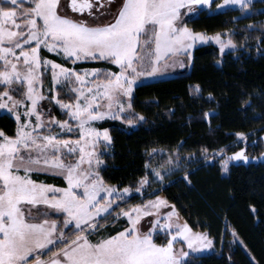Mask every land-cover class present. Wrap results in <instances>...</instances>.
Masks as SVG:
<instances>
[{"label": "snow or ice", "instance_id": "snow-or-ice-1", "mask_svg": "<svg viewBox=\"0 0 264 264\" xmlns=\"http://www.w3.org/2000/svg\"><path fill=\"white\" fill-rule=\"evenodd\" d=\"M209 2L113 0L118 4L113 15L112 6L100 0H70L73 13L88 10L84 19L64 11L68 0H0V85L4 88L0 108L26 109L22 122L16 113L14 135L0 130V264H190L186 257L212 246L207 231H195L187 221L180 222L175 204L158 195L120 209L116 216L126 217L127 227L105 234L106 225L100 221L112 215L113 207L126 202L130 192L141 193L152 183L148 170L162 183L165 174L181 167L182 157L178 146L169 153L166 168L153 167L151 158L165 149H146V174L138 186L119 189L106 184L101 175L107 167L101 157L111 147L110 131L94 127L105 118L123 120L129 126L143 121L145 117L133 110V86L139 78L160 74L169 66L185 67L180 58L190 63L197 42L215 41L221 52L235 46L227 30L209 36L183 22L187 13ZM233 4L249 7L247 0H221L217 8ZM96 5L105 11H95ZM105 16L111 19L105 21ZM41 48L73 66L41 58ZM80 61L110 62L119 71L77 69ZM49 66L50 95L45 96L43 75ZM66 85L74 97L67 102L58 92ZM190 88L197 94L201 91L199 84ZM45 99L55 102L67 118L49 116L45 120L41 107ZM212 114L204 112V117ZM53 128L60 131L52 132ZM72 133H76L74 139ZM235 135L245 137L242 132ZM201 151L206 156L208 150ZM219 154L224 156L222 172L228 171L230 161L249 159L244 148L230 156L222 148ZM41 172L61 175L66 186L32 179L33 173ZM184 179L191 183L187 172ZM251 210L255 212L254 207ZM53 216L62 219H49ZM151 216H155L152 227L142 230V218ZM69 228L74 235L65 234ZM158 230L166 234V242L155 241ZM177 242L190 251L176 248ZM46 251L50 252L47 257L43 255Z\"/></svg>", "mask_w": 264, "mask_h": 264}, {"label": "trees", "instance_id": "trees-1", "mask_svg": "<svg viewBox=\"0 0 264 264\" xmlns=\"http://www.w3.org/2000/svg\"><path fill=\"white\" fill-rule=\"evenodd\" d=\"M250 10L251 13L243 15L238 8L214 13L201 9L197 16L187 19L186 23L195 31L212 34L232 30L235 49L220 53L211 43L197 47L193 61L184 60L185 67L175 76L160 77L135 87L131 102L134 112L145 117L143 121L131 128L117 120L102 124L112 137L111 148L103 156L107 167L101 169L108 185L135 189L139 178L146 174V149H165L151 158V164L166 168L169 153L179 146L181 167L165 174L162 183L153 178L149 169L147 175L152 183L147 186L145 197L134 195L113 213L163 194L193 230L207 231L214 241L213 252L191 254L186 259L190 264H264V158H261L264 154V0L254 1ZM246 40L251 41H247V48L243 47ZM44 54L62 62L53 54ZM111 66L104 61L76 65ZM195 84L201 88L198 94L190 88ZM3 90L0 85V91ZM52 111L58 113L54 107ZM204 112L213 114L206 118ZM16 128L14 117L0 109V130L12 136ZM238 132L245 137L238 138L235 135ZM242 147L249 156L259 158L232 162L228 171L222 172L220 149L231 154ZM204 148L208 150L206 156L201 151ZM189 153L193 155L183 159ZM185 172L191 183L184 179ZM34 177L65 186L56 176ZM156 189L159 191L147 195ZM109 220H113L112 216L100 223ZM121 224L109 233L126 225L124 221ZM233 231L246 249L239 243H231ZM66 234L74 235L73 229L69 228ZM156 239L159 241L160 237Z\"/></svg>", "mask_w": 264, "mask_h": 264}, {"label": "rangeland", "instance_id": "rangeland-1", "mask_svg": "<svg viewBox=\"0 0 264 264\" xmlns=\"http://www.w3.org/2000/svg\"><path fill=\"white\" fill-rule=\"evenodd\" d=\"M70 1V0H69ZM254 1H256V0H247V2L249 3V7L247 8V9H244V8H241V6L240 5H237V4H233V5H224V6H222V7H219V8H217V5H219V4H221V0H210V2H209V4L208 5H203L202 4V6L201 7H198V9L199 10H201V9H204L205 11H207L208 13H214V12H218V11H223V10H226V9H228V8H238V9H240V10H242V14L243 15H247V14H249V13H251V10H250V5L254 2ZM62 2H63V0H62ZM116 7H118V4H113L112 5V13H113V15L115 14V11H116ZM68 8V7H67ZM67 8H65L64 9V11L67 13V14H69L70 12H69V10L67 9ZM199 10L197 11V12H195V13H187V9H182V12H184V13H187V15L184 17V20H183V22L185 23V24H187L186 23V20L187 19H190V18H194L195 16H197L198 14H199ZM105 21H107V20H110L111 19V17H109V16H105L104 18H103ZM187 26L188 27H190L188 24H187ZM191 28V27H190ZM194 30V29H193ZM198 32H201V31H198ZM204 33H206V34H208L209 36H211V35H214L215 33H207V32H204ZM227 33L228 34H233V31L231 30V31H227ZM232 38V37H231ZM247 41L248 40H246L245 41V43L243 44V47H245V48H247L246 46H247ZM248 42H250L251 43V41H248ZM214 44L215 46H217V48H218V50L220 51V53H223V52H225V51H228V50H232V49H235V47H236V44H235V46L233 47V46H228V47H226L224 50H223V52H221V50H220V47H219V45L215 42V41H212V40H209V41H206V42H197L195 45H194V47L191 49V52H192V60H191V62L193 61V57H194V51H195V49L197 48V47H199V46H202V45H207V44ZM44 52H48V53H50V54H53V55H55V56H57L59 59H61V61L62 62H60V61H57V60H55V59H53V58H51V57H49L48 55H45L44 54ZM40 56H41V58H47V59H49V60H54V61H56L57 63H62V64H65V66H67V67H72L73 65L72 64H69L68 65V63H65V61H64V59L62 58V57H60V56H58L57 54H55V53H52V52H49L48 50H46V49H43V48H41V51H40ZM180 59H182V60H185V62L186 63H189L188 61H187V58L186 57H181ZM71 62V61H70ZM83 62H88V61H80V62H77V64L78 63H83ZM190 62V63H191ZM108 63H110V62H108ZM76 64V65H77ZM111 64V63H110ZM76 65H75V67H76ZM77 69H92V68H89V67H76ZM96 68H100V69H108V70H111V71H119V68H118V66H116V65H114V64H112V66L111 67H96ZM181 67H179V65L177 64L176 66H169V67H167V68H165L160 74H157V75H154V76H145V77H141V78H139V80L136 82V84L133 86V93H134V89H135V87L137 86V85H139V84H141V83H144V82H149V81H154V80H156V79H158V78H160V77H171V76H175L176 74H177V72H178V70L180 69ZM51 87V68H50V66H49V68H48V70L44 73V75H43V89H44V94H45V96H48V95H50V93L48 92V89ZM68 87H70V85H66V86H64L63 88H61V89H58V92H59V90L60 91H62V93H63V95L59 92V98L60 99H62V100H64L65 102H67L69 99H74V97H72V95H71V93H69L68 92ZM22 91H23V88H22ZM13 94V93H12ZM14 95V94H13ZM15 96V95H14ZM62 96H64L63 98H62ZM127 100H128V98H125V103H127ZM41 107L44 109V111H45V120H47L48 119V117L49 116H55L56 117V119H58V120H63V119H66L67 118V116H66V114H62V111H61V109L59 108V106L55 103V102H52V101H50L49 99H45L44 101H42L41 102ZM52 107H54L57 111H58V113H53V111H52ZM1 109V111L2 112H7V113H9L11 116H13L14 117V119L16 120V113L18 112V113H20L21 114V122L24 120V119H26V117H24L23 115H22V113L26 110L24 107H20L19 109H15V110H12V111H10V110H8V109H3V108H0ZM50 110V111H49ZM32 119V121H33V123L35 122V118L34 117H32L31 118ZM107 120H117V119H111V118H105L104 120H101V121H97V122H95V124H94V127H97V128H100V129H103L104 127H102V124L104 123V122H106ZM117 121H120V122H122V124L126 127V128H131V127H135L136 125H133V126H129V125H127L123 120H117ZM16 123H17V125H18V122H17V120H16ZM71 123V122H70ZM46 131V133H47V130H45ZM60 131V129L59 128H53L52 129V132H59ZM75 136H76V133H72V138L74 139L75 138ZM61 138H67V137H61ZM242 142L244 143V141L242 140ZM99 147H101V148H103V145H100ZM111 148V147H110ZM242 148H244V147H242ZM240 149V148H239ZM238 149V150H239ZM245 149V148H244ZM109 150V149H108ZM237 150V151H238ZM232 154V153H231ZM230 153L229 154H226V155H231ZM245 154L249 157V159L247 160V161H249V160H257L259 157H252V156H249L248 154H247V152H246V149H245ZM218 156H221L220 154L218 155ZM223 156V155H222ZM102 159H103V156L101 157ZM223 158H224V156H223ZM253 158H255V159H253ZM261 158H264V155H262L261 156ZM104 160V159H103ZM247 161H245V160H243V159H240V160H233V161H230L229 162V164L230 163H232V162H235V163H237V162H247ZM40 174H45V175H50V176H56V177H59V178H61L62 180H63V177L61 176V175H53V174H51V173H44V172H41ZM40 174H36V173H33L32 174V179H34V180H37L38 182H43V181H40V180H38V179H36L34 176L35 175H40ZM64 181V180H63ZM44 183H47V182H44ZM64 183H65V186H66V182L64 181ZM47 184H52V185H55V186H57V187H65V186H60V185H57V184H55V183H47ZM113 186H116V185H113ZM147 186L148 185H145L144 186V188L142 189V191H141V193H135L134 191L133 192H130L129 194H128V197L130 198V197H132V196H134V195H139V196H141V198H144L145 197V194H146V192H147ZM117 187V186H116ZM117 188H119V187H117ZM119 189H123V188H119ZM133 189V188H132ZM153 192H155V190L154 191H152V192H150V193H148L147 195H151V194H153ZM158 196H161V197H163V198H165L164 197V195L163 194H158ZM128 198V199H129ZM148 199H154V196L153 197H150V198H148ZM148 199H146V200H148ZM140 203H143V201H138V202H135V203H132V204H130V205H128L127 207H125V208H123V209H127L128 207H130V206H132V205H135V204H140ZM170 203V202H169ZM121 204H123V203H121ZM121 204H119V206L121 205ZM170 204H172V203H170ZM118 206V207H119ZM117 207H113V209H112V219L113 220H109L107 223H103L104 225H106V229H105V234H107V233H109L110 232V230L111 229H113L114 227L116 228V227H120L122 224V222L124 221V224H126L124 227H127V218L126 217H122V216H120V217H117L116 216V213H113L114 211H115V209H116ZM167 210H170V209H162V211H167ZM178 211V210H177ZM119 212V211H118ZM179 213V212H178ZM43 218V217H42ZM179 218H180V222H184L185 220L183 219V217L180 215V213H179ZM49 219H62V217H55V216H53V217H49ZM153 219H155V216H151V217H144V218H142V221H141V224L143 225V229L142 230H144V231H147L149 228H151L152 227V225H151V223H150V221L151 220H153ZM113 221H115V222H113ZM61 226H63V225H61ZM124 227H122V228H124ZM121 228V229H122ZM120 229V230H121ZM119 230V231H120ZM196 231V230H195ZM66 234V233H65ZM67 235V234H66ZM157 237H160V240L158 241L156 238ZM210 237V236H209ZM91 238H95V237H91ZM154 239H155V241L157 242V243H163V242H166V239H167V236H166V234L165 233H163V232H160L159 230L157 231V234H154V237H153ZM211 238V237H210ZM212 239V238H211ZM212 241H213V239H212ZM231 243L232 244H236V243H239L244 249H246L245 248V245H244V242H243V240L240 238V237H238L237 235H235L234 237H233V239L231 240ZM175 247L176 248H181V247H183L184 248V250L185 251H190V250H188L187 249V247H186V245H182L181 243H179V242H177L176 244H175ZM216 248H215V245H214V241H213V243H212V246L210 247V248H207V249H204V250H202L201 252H197V253H193V254H208V253H211V252H213L214 250H215ZM221 249V248H220ZM220 249H218V250H220ZM53 251L55 250V249H52ZM43 255L45 256V257H47L48 255H50V252H44L43 253ZM185 259H187V257L185 258Z\"/></svg>", "mask_w": 264, "mask_h": 264}, {"label": "flooded vegetation", "instance_id": "flooded-vegetation-1", "mask_svg": "<svg viewBox=\"0 0 264 264\" xmlns=\"http://www.w3.org/2000/svg\"><path fill=\"white\" fill-rule=\"evenodd\" d=\"M100 4L102 5H113L115 3H113V0H100ZM69 10V15H73L75 17H79V18H84V19H87L88 18V10L86 9L85 10V13L81 14V13H73L72 10H71V7H70V1L68 0V8ZM95 11L97 12H102V11H105V8L103 7H100V5H96V8L94 9Z\"/></svg>", "mask_w": 264, "mask_h": 264}, {"label": "water", "instance_id": "water-1", "mask_svg": "<svg viewBox=\"0 0 264 264\" xmlns=\"http://www.w3.org/2000/svg\"><path fill=\"white\" fill-rule=\"evenodd\" d=\"M202 5H198V7H201Z\"/></svg>", "mask_w": 264, "mask_h": 264}]
</instances>
